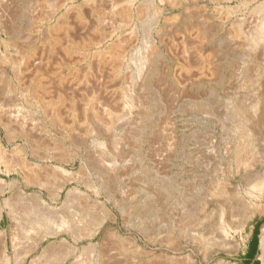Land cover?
Masks as SVG:
<instances>
[{
	"label": "rangeland",
	"instance_id": "rangeland-1",
	"mask_svg": "<svg viewBox=\"0 0 264 264\" xmlns=\"http://www.w3.org/2000/svg\"><path fill=\"white\" fill-rule=\"evenodd\" d=\"M263 23L264 0H0V264H262Z\"/></svg>",
	"mask_w": 264,
	"mask_h": 264
},
{
	"label": "bare ground",
	"instance_id": "bare-ground-1",
	"mask_svg": "<svg viewBox=\"0 0 264 264\" xmlns=\"http://www.w3.org/2000/svg\"><path fill=\"white\" fill-rule=\"evenodd\" d=\"M261 29V31H260V38H263L264 37V23H263V25H262V27L260 28ZM4 151V149H3V146H2V144L0 143V156H2L3 154H2V152ZM4 156V155H3ZM3 160H4V158H3ZM255 188L256 189H263L264 188V183L263 182H260V183H257L256 184V186H255ZM262 196V195H261ZM252 206V205H251ZM250 206V207H251ZM255 215V212L251 209L250 211H249V213L247 214V218H246V220H251L252 218H253V216ZM247 222V221H246ZM221 228L223 229V231H225L224 230V226H223V224H222V226H221ZM243 228V225H240L238 228H237V231L238 230H241ZM236 231V232H237ZM261 250L264 252V233H263V244H262V248H261ZM261 257V256H260ZM262 258V260H263V262H264V256H262L261 257ZM219 264H222V263H219Z\"/></svg>",
	"mask_w": 264,
	"mask_h": 264
},
{
	"label": "trees",
	"instance_id": "trees-1",
	"mask_svg": "<svg viewBox=\"0 0 264 264\" xmlns=\"http://www.w3.org/2000/svg\"><path fill=\"white\" fill-rule=\"evenodd\" d=\"M264 225V219L259 221V222H256V227L260 229V227ZM258 253V251H254V253L252 254L251 252L248 254V257L246 258L245 260V263L244 264H261L259 261H256L254 262V258L256 256V254Z\"/></svg>",
	"mask_w": 264,
	"mask_h": 264
},
{
	"label": "water",
	"instance_id": "water-1",
	"mask_svg": "<svg viewBox=\"0 0 264 264\" xmlns=\"http://www.w3.org/2000/svg\"><path fill=\"white\" fill-rule=\"evenodd\" d=\"M263 233H264V225L262 226V229H261V246L263 244ZM261 246H260V251H261V257L264 256V252L261 250ZM262 260V258H261ZM262 264H264L263 260H262Z\"/></svg>",
	"mask_w": 264,
	"mask_h": 264
}]
</instances>
